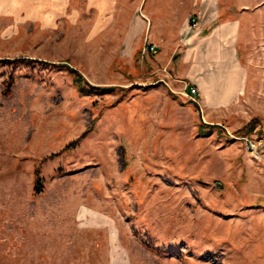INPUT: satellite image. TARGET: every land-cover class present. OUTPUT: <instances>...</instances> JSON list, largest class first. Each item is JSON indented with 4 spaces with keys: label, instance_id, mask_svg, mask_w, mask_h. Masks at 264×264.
Segmentation results:
<instances>
[{
    "label": "rangeland",
    "instance_id": "374dc122",
    "mask_svg": "<svg viewBox=\"0 0 264 264\" xmlns=\"http://www.w3.org/2000/svg\"><path fill=\"white\" fill-rule=\"evenodd\" d=\"M141 1L0 4V264H264V0H179L150 69ZM225 7L241 83L183 42Z\"/></svg>",
    "mask_w": 264,
    "mask_h": 264
},
{
    "label": "crops",
    "instance_id": "0c3cea01",
    "mask_svg": "<svg viewBox=\"0 0 264 264\" xmlns=\"http://www.w3.org/2000/svg\"><path fill=\"white\" fill-rule=\"evenodd\" d=\"M15 0H0V4L8 3ZM142 13H145L151 20V31L148 30L150 41L158 45L156 60L146 58L147 69L162 63L174 64L176 53L175 46L178 42L177 35L187 32V28L182 30L180 20L181 3L179 0H142ZM203 16L197 27L190 29L192 36L184 39L186 44L193 45L196 59L202 64L209 59L217 60L225 67L227 62L229 71L233 72L238 78V83L242 82L243 71L236 68L237 61L240 62L241 44V24L243 16L237 12L225 7L219 11L215 19L207 20ZM188 57L182 58V65Z\"/></svg>",
    "mask_w": 264,
    "mask_h": 264
},
{
    "label": "built area",
    "instance_id": "2783aa9c",
    "mask_svg": "<svg viewBox=\"0 0 264 264\" xmlns=\"http://www.w3.org/2000/svg\"><path fill=\"white\" fill-rule=\"evenodd\" d=\"M199 13V11L198 12H195L193 15H192V17H191V19H192V23H191V25L192 26H197L198 25V22L196 21V18H197V14ZM147 45V44H146ZM155 46H156V44H154V43H151L150 45H149V49H153V48H155ZM185 82V84H184V89H182L180 92L182 93V94H186V96L187 95H189L190 97H192V98H194V96H195V94L197 93V91H198V89H197V87L196 86H194L193 84H188L187 83V81H184ZM179 91V90H178Z\"/></svg>",
    "mask_w": 264,
    "mask_h": 264
},
{
    "label": "trees",
    "instance_id": "16d2710c",
    "mask_svg": "<svg viewBox=\"0 0 264 264\" xmlns=\"http://www.w3.org/2000/svg\"><path fill=\"white\" fill-rule=\"evenodd\" d=\"M70 69V72L73 74V80H74V82L82 89L83 88V78H82V75L76 70V69H74V68H71V67H69ZM91 89L90 90H95V89H97V87L96 86H92V87H90Z\"/></svg>",
    "mask_w": 264,
    "mask_h": 264
}]
</instances>
